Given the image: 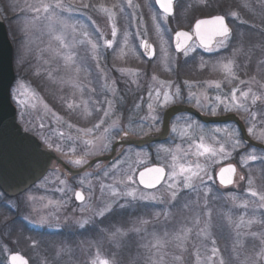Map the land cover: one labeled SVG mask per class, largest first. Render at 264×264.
<instances>
[{
	"label": "snow or ice",
	"instance_id": "snow-or-ice-1",
	"mask_svg": "<svg viewBox=\"0 0 264 264\" xmlns=\"http://www.w3.org/2000/svg\"><path fill=\"white\" fill-rule=\"evenodd\" d=\"M145 6L149 9L156 32L161 37V51L165 62L169 61L168 52L163 48V44L167 43L163 40L165 33L174 34L175 52L182 54L185 58L196 59L194 54L197 53L198 49L213 53L231 48L230 56H219L214 61L205 60L203 56H200L199 66L203 69L211 63L214 71H220L224 74V80L228 85L231 86L234 81L238 80L240 84L247 87V90L230 87V90L225 93L223 92L221 81H204L203 84L198 85L185 80L182 88L179 84L160 81L156 75H152L151 81L153 85L148 87L147 114L142 117L145 123H140L136 127H125L120 117L116 116L115 99H107L106 97L104 103L107 104V107L104 108L101 105L100 108L96 109L97 111H102L104 117L100 119L99 123L93 125V128L97 131L102 129V136L98 138L102 145L99 149V154L111 151L117 136L123 140L139 134L148 136L152 131L161 132V128L158 127L161 124L159 110L173 102H182L185 99V88L187 89V102L189 104L194 102L195 107L207 114L216 116L218 112L246 113L245 119L249 125L246 129L247 133L259 140L261 144H264V131L259 134L256 132L257 127L264 129V84H260L255 78L244 81L237 75L241 70V64L237 63V57L246 55L241 43L245 33L240 32L239 27L241 24L247 23V21L241 20L240 15L235 11H225L223 14L197 19L190 31L169 29L167 25L172 19H176L178 11H186L184 0H150V2H146ZM261 6L264 8V3ZM17 7H20L18 3L0 5V16L8 19L7 14L13 13L14 18L18 20V31L26 36L30 35L34 30L46 32L50 40L56 42V48H52L50 44V50L56 55H60L63 52L64 66L67 69H71L75 66L73 51L78 46H86L90 49L92 58L97 60V67H99L98 61L101 56V49H114V46L120 45L121 42L124 46H128L130 33L127 31L122 34L119 33L116 18L118 15H130L127 11L128 9H132L134 14L139 5L134 4L133 0H126V2L122 0L119 5H113L112 8L102 4L97 6L91 3L76 5L72 0H34L32 3H26L20 13L15 12ZM89 9L97 14L106 16L110 22L111 39L107 38L106 34L98 28L94 34L89 31L88 26L73 18L74 12ZM88 19L92 20V17L89 16ZM93 23L95 22L93 21ZM177 23H179V20H177ZM262 23H264V19H262ZM232 25H236V27ZM137 35L143 36L144 33L137 32ZM237 44H241V46L238 47ZM138 47L143 50L141 55L148 58L155 57V49L147 40L141 39ZM132 50L135 51L134 49ZM261 51L264 54V48ZM122 53L123 48H121ZM175 59V57H172L171 62H175ZM261 68L264 69V63L261 64ZM165 70H170L167 63ZM75 71L79 73L82 69L75 67ZM119 71L121 77L124 78L125 85L136 84L137 88L140 87L139 81L142 74L139 71L133 69H119ZM105 79V89L111 92L113 98H115L118 95L116 80H111L110 84L107 83L110 78L107 77L106 73ZM262 79H264V75H262ZM252 84L257 85L255 91L251 87ZM194 88H198V90L193 91ZM212 88L217 90V94L210 98L209 89ZM21 97H24V99H21ZM13 99L23 108L31 100H39V97L35 93L30 95V90L25 88V85L20 84ZM82 104L84 114L90 116L92 113L89 111L87 101H82ZM43 106L47 111L51 112L48 105L45 104ZM31 107L35 108L36 104L32 103ZM67 107L73 109L75 105L70 103ZM135 107L141 109L142 106L136 104ZM114 116H116L115 119H113ZM52 117L58 125L62 122V117L57 116L55 113H52ZM175 119L176 122L171 124V132L181 140L188 142L187 149H182L179 144L176 145L175 150L163 145H157L154 152L143 149L135 152L131 149L126 151L122 149L120 156L117 157V160L110 167L102 163H96L93 171H88L86 166L98 154V150L93 140L85 139L92 133L93 129L80 128L77 129L78 135H68L66 137L65 133L58 129H48L41 120L38 124V134L48 148H53L54 146L52 135L46 134L49 132L61 141L67 139L73 141L75 145V142L79 140L83 144V147L79 145L70 147L71 156L64 152L62 144H55V150L64 154L68 163L75 168L85 169L79 179V186L84 189L85 185H87V191L90 193L88 199H86L84 191L71 188L66 179H61L59 176L56 177L59 185L64 186L58 187L56 190L65 195H67V192H71L75 201L80 202L76 208L83 215L80 217L73 215L71 218V223L75 225L77 230L85 231L89 228H99L117 208L125 209L126 207L134 206V202H147L144 205L145 207H148L149 204L163 206L167 210L155 212L154 216L158 220L163 215L167 221L175 215L171 210L178 208L182 202L183 207H189L191 196L195 194L197 203L203 200V207L194 221L199 228L197 237H203L206 240L211 237L212 221L211 211L205 212L204 209L209 208L210 202L224 200L235 205L237 201H240V207L264 209V191L255 190L252 187L253 181L251 179L252 169L255 165L264 170V149L258 152L251 145L245 144L240 131L236 128L216 127L206 129L190 116H177ZM180 121H183V123H180ZM257 121H259V124ZM68 127L72 128L74 126L69 124ZM81 133L82 135H80ZM197 139L199 140L198 143ZM209 139L211 143L207 142ZM193 147H195L194 153L191 151ZM78 152L79 155H77ZM181 153L182 156L180 155ZM190 154L203 157V163L181 162L182 159L186 160ZM224 161L229 162L225 165ZM238 168L241 170L244 168L249 169L247 174L239 176V181L247 180L249 195L257 198V200H243L234 193L221 192V188H228V186L237 183L235 176ZM96 173H102L103 177L111 176L113 183L105 185L102 180L100 181L101 197L97 203L93 204L90 202L93 185L89 177ZM41 186L43 187V185ZM6 195V192L0 191V199H3ZM39 199L43 201L45 197H40ZM71 199V197L68 200L61 201L48 199L47 203L42 206L46 209L50 205H55L56 209L59 210L61 207H67L71 203ZM35 201L36 197L24 193L23 199L19 203L31 205ZM6 203L10 207H19V203L14 201H6ZM76 208L72 209L73 213H75ZM33 211H35V208H33ZM202 217L206 218L202 219ZM229 220H231V217H229ZM45 222L46 218L41 216L38 223L43 226ZM133 223L134 226L129 231L139 234L147 231V226L151 221L141 217ZM201 224H203V227H200ZM254 225L259 226V231L252 230ZM9 227V220L0 221V228L8 230ZM235 227L238 230L247 229V231L243 232L238 231V236L245 235L253 238L250 249L244 251V259L239 261V264H264V216L257 217L255 212L248 219L241 216L240 222ZM100 231L107 232V229L101 228ZM191 231L192 229L190 228H181L171 234V236L168 231H165L164 237H170L171 240L178 242L176 244L177 248H183ZM125 235L126 232L120 227H115L114 231L108 233L109 239L112 240H118ZM151 236L155 243L149 247V252L152 253L153 248L156 251L149 256L145 264H164V255L166 253H162V249L169 243V240L158 236L156 231H153ZM256 240L259 241V246L255 243ZM200 243L206 248L203 240ZM212 243L211 255L205 258L204 264H229L228 261L219 256V249L215 247V240ZM117 246L119 247V244ZM242 249L243 243L239 242V249L234 247L233 251L239 253ZM64 250L68 249H62V251ZM156 253H160V255L154 259L153 256ZM9 260L10 264H29V258L19 252L12 254ZM173 260L181 262L182 255L174 256ZM90 264H117V261L114 259L111 261L101 259L99 252H97Z\"/></svg>",
	"mask_w": 264,
	"mask_h": 264
},
{
	"label": "rangeland",
	"instance_id": "rangeland-1",
	"mask_svg": "<svg viewBox=\"0 0 264 264\" xmlns=\"http://www.w3.org/2000/svg\"><path fill=\"white\" fill-rule=\"evenodd\" d=\"M103 1L105 0H72V2L76 5L91 3L97 6L102 4L109 8H112L113 5H119L122 2V0H108L110 2ZM206 1L207 0H188L184 2L186 11H179L181 14L180 16H182H178V20L180 22L172 23L170 21L167 27L169 29L177 30L178 28L176 26L179 24H190V27L187 29L189 30L192 23L195 21V16L194 14L191 16V13L189 14L188 10H194L195 2L203 4ZM237 1L244 11L245 17L242 14L241 16L238 13L239 11L236 9L228 11L237 12L241 17V20L247 21V23L241 24L239 27V31L245 33L242 37L241 43L246 55L237 57V63L241 64V70L237 73V75L244 81H249L251 78H255V80L260 84H264V81H262V79H258L255 75V73L261 69V64L264 63V54H262L261 51L262 48H264V35H262V33H264V23H262V19H264V8L261 6L262 3H264V0ZM32 2H34V0H0V5L18 3L20 7H17L15 12L20 13L26 3ZM124 2H126V0H124ZM146 2H150V0H133L134 4L139 5V8L135 10V13L133 14L132 9H128L127 11L130 15L117 16L116 24L119 33L122 34L125 31L130 33L129 45L124 46L121 42L120 45L114 46V49H101V56L98 61L99 67H97V60L92 58L90 49L86 46H78L73 51V55L75 56V66L71 69L65 68L63 60L64 53L62 52L60 55H56L50 50V44L52 48H56V42L51 41L46 32L34 30L30 33V35L26 36L22 32L18 31V20L14 18L13 13L10 12L7 14L8 19L4 18L9 29L11 28L10 35L12 40L16 41L15 44L17 48L12 47L14 64L24 70V73L27 74V76H29L30 72L32 74L38 73L46 78L51 86L50 89L52 96L54 98H58L60 100V105L62 106L60 107L62 114H60L58 110L52 107L45 100V98H43V95L39 93L35 83H31L29 78L27 80L22 79L23 77L18 79L15 78V82L12 83L10 97L16 109L18 122L25 130L33 133L45 147L47 146L38 134V124L41 120L45 123L48 129H58L59 131L64 132L66 137L68 135H78L77 129L80 128L93 129L92 133L85 137V139L93 140L94 144L97 146L98 154L94 158L108 155L110 151L99 154V149L102 145L100 144L98 138L102 136V129L97 131L93 128V125L99 123L100 119H103L104 117L103 112L97 111L96 109L100 108L101 105H103L104 108L107 107V104L104 103L106 97L107 99H115L116 102L114 107L116 116L120 117L125 127H136L140 123H145L142 120V117L147 114L148 87L149 85H153V82L151 81L152 75H156L160 81L179 84L182 88L185 80L198 85L203 84L204 81H221L222 89L225 93L230 90V87H237L245 91L247 90V87L240 84L238 80L234 81L231 86L228 85L224 80V74L220 71H214L211 63L203 69L199 66L200 56H203L205 60L214 61L219 56H230L232 52L231 48L222 49L220 52L213 53H207L204 52L203 49H198L197 53L194 54L196 59L185 58L182 54H177L172 50V34L165 33L163 35V40L167 43L163 44V48L167 50L169 56V61L165 62L163 52L161 51V37L156 32V28L151 18V13L145 6ZM89 16L92 17V20L88 19ZM119 16H123L121 18L122 24L118 20V18L120 19ZM73 18L88 26L89 31L94 34L98 28L106 34L107 38L111 39L110 22L107 20L105 15L97 14L89 9L74 12ZM93 21L95 23H93ZM232 26L236 27V25ZM137 32H143L144 35H137ZM141 39L149 40L155 48L156 55L149 64L146 63L148 60L141 56L140 48L138 47ZM237 46L240 47L241 44H237ZM121 48H123L122 54ZM172 57L176 58L175 62H171ZM135 62L140 63V65H142V69L136 67ZM166 63L170 70H165ZM248 63H252L254 69L251 73L247 72L246 74L247 68L243 65ZM148 66H150V68L147 71L146 68H148ZM75 67H80L82 71L77 73L75 71ZM179 67H184L186 71H190L191 74L194 73L193 78L186 79L185 77L187 76L169 78L172 74L182 71L181 69H178ZM119 69H133L139 71L142 74L139 81L140 87L137 88L136 84H132L130 86L125 85L124 78L121 77ZM262 70L264 75V69ZM160 72L161 75H159ZM202 72L205 73L206 76L212 77L206 79L203 77L204 74L202 75ZM105 73L107 74V77L110 78L107 83L110 84L111 80H116L117 82L118 95L115 98H113L112 93L107 91L104 87L106 84ZM195 73H200L196 79ZM179 76H181V73ZM20 84L25 85V88L30 90V95L31 93H35L39 97V100H31L23 108L17 104V102L13 99V96ZM251 87L253 91H255L257 85L252 84ZM197 90L198 88L193 89V91ZM209 94L211 98L217 94V90L214 88L209 89ZM186 96L187 89L185 88V99L182 102H173L160 109V120L162 119L164 110L173 105L183 104L194 108L202 116L218 117L233 114L244 125L245 130L249 126L245 119L247 116L246 113L238 114L235 112H218L216 116H212L195 107L194 102L189 104L186 100ZM21 99H24V97H21ZM82 101H87L89 111L92 113L90 116H86L84 114ZM32 103L36 104L35 108L31 107ZM70 103L75 105L73 109H69L67 107ZM45 104L48 105L51 112L44 108L43 105ZM136 104H140L142 106L141 109H137L135 107ZM52 113L62 117V122L59 125L54 122ZM70 116L73 119L81 120L83 122L88 121L92 117H95L96 120L93 125L84 126L72 121ZM116 116H114L113 119H115ZM177 116H190L192 119L202 124L206 129L216 127L238 129L236 124L233 122L203 123L191 115L180 113L172 117L169 123V134L163 143H156L140 148L123 146L117 147V153L110 162L102 161L96 163H102L103 165L110 167L111 164L117 160V157L120 156L122 149L125 151L131 149L133 152L141 149L154 152L157 145H163L175 150L176 145L178 144L182 149H187L188 142L181 140L178 136L171 132V124L176 122L175 118ZM180 123H183V121H180ZM257 123L259 124V121H257ZM69 124L74 127L69 128ZM158 127H160V125H158ZM261 131H264V129L257 127V134ZM46 134L52 135V142L54 144L53 148L49 149L52 150L67 166L73 169H78L67 162L64 154L55 150V144H62L64 152L71 156L72 154L69 152V148L75 145L83 147L82 141L77 140L74 145L73 141L67 139L61 141L50 132ZM80 135H82V133ZM142 136L144 135L139 134L128 138L135 139ZM247 136L251 140L260 143L259 140L248 133ZM118 139H120L119 136L116 137V140ZM198 142L199 140L197 139V143ZM207 142L211 143V140L209 139ZM255 149L257 150V148ZM191 151L194 153L195 147H193ZM77 155H79V152ZM180 155L182 156V153ZM168 159L170 161V157ZM203 160V157H197L190 154L186 160L182 159L181 162L203 163ZM228 162L229 161H224V164L226 165ZM96 163L89 166L87 170L93 171ZM259 169L258 165H255L252 169V187L257 191H264V176L260 177V173L258 174V172L261 171H259ZM83 172L78 175L68 174L59 164L54 162L51 164V167L45 177L29 189L28 192H25L28 195L36 197L34 204L26 205L24 203H19V201L23 199V194L19 198L7 200L19 203V207H10L6 201L0 199V203L5 204V206L11 209L13 219L15 217L21 223L19 225L20 228H17V231L11 227H9L8 230L0 228V264H7V256L13 252H19L25 255L26 258H29V264H90V261L95 258L97 252H99L101 259H108L110 261L114 259L117 261V264H145L149 256L156 251L153 248L152 253L149 252V247L155 243L151 233L156 231L158 236L164 237V232L168 231L171 236V234H174L181 228L192 229L188 240L184 243L183 248H177L176 244L178 242L171 240L170 237H164V239L169 240V243L162 249V253H166V255H164V264H204L205 258L211 255L213 240L216 242L215 247L219 249L220 257H223L229 262V264H239V261L244 259V251L250 249V246L253 243V238L245 235L238 236V231L243 232L247 231V229L238 230L235 225L240 222L241 216L248 219L252 217L253 212H255L257 217L264 216V209H253L252 207L246 209L239 206L240 201H237L235 205L224 200L212 201L209 204V208L204 209L205 212L209 210L211 211V237L206 240L203 237L198 238L197 232L199 231V228L195 225L194 221L200 209L203 207V200H200L199 203H197L196 195L192 194L189 201L190 206L185 208L183 207L182 202L178 208L171 210L175 215L172 219L167 221L163 215H161L158 220L154 216L155 212H163L167 210L164 209L163 206L149 204L148 207H145L144 205L147 204V202H134V206L126 207L125 209L117 208L116 211L108 217L102 225L99 226V228H89L88 230L80 231L77 230L75 225L71 223L73 215L76 217L83 215L79 212V209L76 208L79 203L75 201L71 192H67V195H65L56 190L58 187H64L63 185H59L56 177L59 176L61 179H66L69 187L75 188L79 191H84L85 197L88 199L90 193L87 191V185H85L84 189H81L79 186V179L82 177ZM248 172V168H244L243 170L238 168L235 176L237 183L228 188H221V192L234 193L243 200H257V198L249 195L247 180L239 181V176L245 175ZM89 179H91L93 185L90 202L95 204L101 197L100 181L102 180L103 183L107 185L113 183V178L111 176L103 177L102 173H96L89 177ZM41 185H43V187ZM40 197H45V199L41 201L39 199ZM69 197L72 198L71 203L67 207H61L59 210L56 209L55 205H50L46 209L42 206L47 203L48 199L61 201L68 200ZM33 208H35V211H33ZM73 208H76L75 213L72 212ZM41 216L46 218V222L43 226L38 223ZM141 217L151 221V223L147 226V231L139 234L129 231V229L134 226L133 222ZM229 217H231V220H229ZM203 218L206 217H202V219ZM113 226L120 227L126 232V235L118 240L109 239L108 233L115 230V227ZM21 227L23 228V231H21ZM200 227H203V224H201ZM101 228L107 229V232H101ZM252 230L259 231V226L254 225ZM14 231L16 232L14 233ZM218 237L220 240H218ZM201 240H203V244L206 245V248L201 245ZM239 242L243 243V249L240 250L239 253L234 252V247L239 249ZM255 243L259 246L258 240H256ZM118 244L119 247L117 246ZM65 248L68 250L62 251V249ZM159 255L160 253H156L153 258L156 259ZM176 255H182L181 262L173 260V257Z\"/></svg>",
	"mask_w": 264,
	"mask_h": 264
},
{
	"label": "water",
	"instance_id": "water-1",
	"mask_svg": "<svg viewBox=\"0 0 264 264\" xmlns=\"http://www.w3.org/2000/svg\"><path fill=\"white\" fill-rule=\"evenodd\" d=\"M195 21L192 26H194ZM178 30L190 31L191 29ZM147 41L154 48V45L149 40ZM171 45L175 52L174 34L171 36ZM142 51L143 50L140 49V53H142ZM142 57L149 61L154 58H148L143 55ZM14 78L13 48L9 41L3 19L0 16V191L6 192L7 195L5 197L7 198H14L23 194L25 191L28 192L29 188L42 180L53 162L59 164L71 175H77L85 170L83 168H70L59 159L52 150L44 148L33 134L22 129L17 122L16 109L10 99V89L12 83L15 82ZM179 113L193 115L203 123H223L233 121L238 126L241 137L245 143L251 144L259 149H264L263 144L257 143L247 136L244 125L233 114L207 117L200 115L191 107L174 105L163 112L161 132L138 139H118L113 144L110 154L91 159L86 168L96 162L111 161L116 154V148L118 145H131L140 148L147 144L165 141L169 134L170 119ZM165 125L167 126L165 127ZM76 202L80 203L79 201ZM15 253L17 252L10 253L7 256L8 264H10L9 257Z\"/></svg>",
	"mask_w": 264,
	"mask_h": 264
},
{
	"label": "trees",
	"instance_id": "trees-1",
	"mask_svg": "<svg viewBox=\"0 0 264 264\" xmlns=\"http://www.w3.org/2000/svg\"><path fill=\"white\" fill-rule=\"evenodd\" d=\"M186 1H188V0H186ZM185 0H184V2H186ZM103 2H110V1H108V0H105V1H103ZM210 4H212V5H214L215 7H217V11H214V12H212V13H209V15L210 14H214V13H219V14H223L225 11H227L228 9H231V10H234V9H236V10H238L239 11V13H241L244 17H245V14H244V11L242 10V8L240 7V4L238 3V1L237 0H213V1H208ZM193 3V2H192ZM191 3V4H192ZM226 9V10H225ZM188 13L190 14L191 13V16L194 14V12H193V10L191 11V10H188ZM181 14L179 13V11H178V13H177V17H176V19H172L171 20V22L172 23H177V20H178V16L179 17H182V16H180ZM208 15V14H207ZM206 16V15H205ZM120 17V19L118 18V20H119V22L121 23L122 22V20H121V18L123 17V16H119ZM3 18V21H4V24H5V26H6V30H7V33H8V37H9V39H10V42H11V44H12V47L13 48H17L16 47V44H15V40H12V38H11V35H10V29H9V27L7 26V22H6V20L4 19V17H2ZM184 19H186V18H184ZM180 22V21H179ZM122 24V23H121ZM177 28H186V29H188V27H190V24H188V25H183V24H179L178 26H176ZM229 50V49H228ZM227 50V51H228ZM151 61H147L146 63H150ZM134 63V62H133ZM135 64H136V67H139V68H141L142 69V65H140V63H137V62H135ZM244 67H246L247 68V71H246V74H247V72L248 73H251L252 71H253V64L252 63H248V64H245V65H243ZM150 68V66H148V68H146V70L148 71V69ZM178 69H181L182 71H178V72H176L175 74H172L171 76H169V78H174V77H184V76H187V77H185L186 79H191V78H193V76H194V73H192L191 74V72L190 71H186V69L184 68V67H179ZM13 70H14V74H15V78L16 79H18V78H22V79H28L29 78V80H30V82L31 83H35V85L37 86V88H38V90H39V93L40 94H42L43 95V98H45V100L52 106V107H54L56 110H58L59 112H60V114H62V112L60 111L61 110V108L60 107H62L61 105H60V100L58 99V98H54L53 96H52V92H51V86H50V84H49V82H48V80L46 79V78H44L42 75H39V74H32V73H30L29 72V76H27V74H25L24 73V70H22L21 68H19L16 64H14V54H13ZM180 73H181V76H179L180 75ZM200 73H195V79L198 77V75H199ZM204 74V75H203ZM159 75H161V72H160V74ZM163 75V74H162ZM202 75H203V77L204 78H206V79H208V78H211V77H208V76H206L205 75V73H203L202 72ZM255 75L258 77V79H262V75H263V70H262V68L259 70V71H257L256 73H255ZM262 81H264V79H262ZM66 115V114H65ZM64 115V116H65ZM66 117H68V116H66ZM70 119L72 120V121H75V123H78L77 122V119H73L71 116H70ZM249 145V144H248ZM257 150L258 151H261V149H258L257 148ZM259 171H261V172H258V174L260 173V177L262 176H264V170H261V169H259ZM19 196H17V197H15V198H6V197H4L3 198V201H7V200H11V199H16V198H18ZM13 215V214H12ZM12 215H11V209L10 208H8L7 206H5V204H2V203H0V221H2V220H5V219H7V220H9L10 221V227L11 228H13L14 230H16L17 231V228H20L19 227V225L21 224L18 220H17V218H15L14 217V219H13V217H12ZM11 217H12V220H11ZM10 218V219H9ZM30 230V229H29ZM16 231H14V233L16 232ZM21 231H23V228L21 227ZM26 231H27V229H26ZM38 232V231H37ZM86 233V232H85ZM49 235H51V234H49ZM43 238V237H42ZM218 240H220L219 239V237H218Z\"/></svg>",
	"mask_w": 264,
	"mask_h": 264
},
{
	"label": "flooded vegetation",
	"instance_id": "flooded-vegetation-1",
	"mask_svg": "<svg viewBox=\"0 0 264 264\" xmlns=\"http://www.w3.org/2000/svg\"><path fill=\"white\" fill-rule=\"evenodd\" d=\"M196 1V0H195ZM208 1H213V0H207L205 3L203 4H198L195 2V6H194V16H195V20L197 19H200V18H204V17H210L211 15H215V14H219V13H214V14H210L209 13H212L214 11H217V7H215L214 5L210 4ZM226 10V9H225ZM228 10H231V9H228ZM227 10V11H228ZM239 13V12H238ZM208 14V15H207ZM241 15V13H239ZM206 15V16H205ZM242 16V15H241ZM194 109V108H193ZM163 115V114H162ZM194 117V116H193ZM195 118V117H194ZM96 118L95 117H92L90 118L88 121L86 122H83L81 120H77V122L80 124V125H84V126H90V125H93L94 122H95ZM229 122H232V121H229ZM161 123H162V119H161ZM237 126V125H236ZM160 128H161V124H160ZM155 132H152L150 133L151 134H154ZM142 137H145V136H142ZM140 137V138H142ZM125 139H129V138H125ZM123 139V140H125ZM128 147V145H118L117 147ZM116 153H117V148H116Z\"/></svg>",
	"mask_w": 264,
	"mask_h": 264
}]
</instances>
